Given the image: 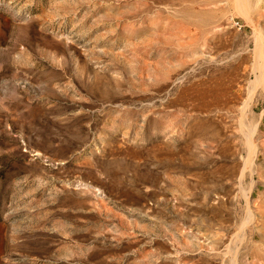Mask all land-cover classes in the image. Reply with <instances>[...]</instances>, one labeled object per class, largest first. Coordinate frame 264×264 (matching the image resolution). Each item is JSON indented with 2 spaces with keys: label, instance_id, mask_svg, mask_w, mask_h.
<instances>
[{
  "label": "rangeland",
  "instance_id": "374dc122",
  "mask_svg": "<svg viewBox=\"0 0 264 264\" xmlns=\"http://www.w3.org/2000/svg\"><path fill=\"white\" fill-rule=\"evenodd\" d=\"M0 264H264V0H0Z\"/></svg>",
  "mask_w": 264,
  "mask_h": 264
},
{
  "label": "bare ground",
  "instance_id": "6f19581e",
  "mask_svg": "<svg viewBox=\"0 0 264 264\" xmlns=\"http://www.w3.org/2000/svg\"><path fill=\"white\" fill-rule=\"evenodd\" d=\"M243 1V0H242Z\"/></svg>",
  "mask_w": 264,
  "mask_h": 264
}]
</instances>
